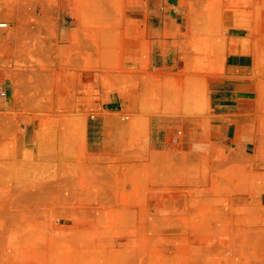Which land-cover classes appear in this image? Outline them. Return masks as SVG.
Wrapping results in <instances>:
<instances>
[{"label":"rangeland","instance_id":"obj_1","mask_svg":"<svg viewBox=\"0 0 264 264\" xmlns=\"http://www.w3.org/2000/svg\"><path fill=\"white\" fill-rule=\"evenodd\" d=\"M3 1L0 12L16 18L19 0ZM119 4L88 0L84 18L89 54L101 45L106 70L119 63L122 18L107 10ZM189 5L200 47L224 41L231 25L254 26L261 9L256 0ZM31 70L40 97L29 103L41 112L19 115V133L20 123L36 121L39 152L19 150L17 165L14 143L0 147V264H264V155L236 162V148L187 145L183 133L167 146L148 144L151 111L161 103L181 116L203 111L204 82L187 77L161 91L155 82L127 74L113 82L105 74L104 93L136 91L130 110L115 114L130 125L115 150L87 136L96 111H55L53 84L38 75L48 66Z\"/></svg>","mask_w":264,"mask_h":264},{"label":"crops","instance_id":"obj_2","mask_svg":"<svg viewBox=\"0 0 264 264\" xmlns=\"http://www.w3.org/2000/svg\"><path fill=\"white\" fill-rule=\"evenodd\" d=\"M118 1L120 9L114 5L107 9L119 12L118 27L124 35L114 70L104 68L101 45L96 44L89 54L88 26L84 24L88 0H19L16 18L0 12V18L9 20L8 27L0 29V147L14 143L16 164L19 150L39 152L38 123H20L19 133V115L41 112L29 103L40 97L29 76L31 67L42 65L48 70L38 75L53 84L55 111H96L95 119L86 125L87 136L92 135L96 145L116 150L124 144L127 138L122 131L130 125L121 124L115 114L129 111L136 94L117 88L104 93L105 74L113 82L123 74L150 81L151 86L155 82L153 86L161 91L169 82L193 77L206 86V109L181 116L167 112L161 103L149 114L148 144L167 146L183 133L187 145L206 144L213 151L236 148V162L247 160L251 153L264 155L259 152L264 145V0H256L261 9L254 26L252 22L250 26L231 25L224 41L205 47L193 38L190 0ZM30 2L35 7L31 11L26 9ZM4 5L0 0V7ZM30 13L36 15L33 21Z\"/></svg>","mask_w":264,"mask_h":264},{"label":"built area","instance_id":"obj_3","mask_svg":"<svg viewBox=\"0 0 264 264\" xmlns=\"http://www.w3.org/2000/svg\"><path fill=\"white\" fill-rule=\"evenodd\" d=\"M6 21L5 23H0V27H5Z\"/></svg>","mask_w":264,"mask_h":264},{"label":"bare ground","instance_id":"obj_4","mask_svg":"<svg viewBox=\"0 0 264 264\" xmlns=\"http://www.w3.org/2000/svg\"><path fill=\"white\" fill-rule=\"evenodd\" d=\"M0 23H5V21H0ZM7 26V22H6V24H5V27Z\"/></svg>","mask_w":264,"mask_h":264}]
</instances>
